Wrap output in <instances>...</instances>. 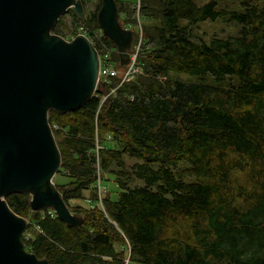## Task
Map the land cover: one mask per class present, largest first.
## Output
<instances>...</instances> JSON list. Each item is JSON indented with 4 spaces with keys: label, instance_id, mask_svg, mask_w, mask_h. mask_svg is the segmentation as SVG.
<instances>
[{
    "label": "trees",
    "instance_id": "obj_1",
    "mask_svg": "<svg viewBox=\"0 0 264 264\" xmlns=\"http://www.w3.org/2000/svg\"><path fill=\"white\" fill-rule=\"evenodd\" d=\"M82 1L86 8L90 0ZM116 1L125 28L137 32V15L144 20L140 74L100 84L76 112H50L55 138L64 135L54 182L84 223L69 228L51 210L31 211L30 195H9L11 209L29 221L26 249L50 264H264V7L255 5L264 0H241L244 11L228 15L240 37L209 44L192 28L227 17L215 0H141L140 13L136 0ZM99 8L85 21L68 11L71 35L62 22L54 33L68 40L88 29L100 56L119 69ZM172 73L200 82L172 81ZM125 157L137 161L130 171ZM181 163L188 167L179 174ZM106 173L117 176L119 192L100 200ZM133 179L140 184L131 187Z\"/></svg>",
    "mask_w": 264,
    "mask_h": 264
},
{
    "label": "water",
    "instance_id": "obj_2",
    "mask_svg": "<svg viewBox=\"0 0 264 264\" xmlns=\"http://www.w3.org/2000/svg\"><path fill=\"white\" fill-rule=\"evenodd\" d=\"M100 1L97 23L125 70L136 31L124 27L116 0ZM68 11L87 18L82 0H0V264H50L26 249L29 221L9 195H30L31 211L52 210L69 228L84 223L54 182L62 155L49 114L76 112L95 96L100 54L85 35L53 33Z\"/></svg>",
    "mask_w": 264,
    "mask_h": 264
},
{
    "label": "rangeland",
    "instance_id": "obj_3",
    "mask_svg": "<svg viewBox=\"0 0 264 264\" xmlns=\"http://www.w3.org/2000/svg\"><path fill=\"white\" fill-rule=\"evenodd\" d=\"M128 1L135 2V0H128ZM211 1L212 0H194V2L198 6H204ZM215 1L217 3L216 10L224 13L225 16H227V17L226 18H218L214 21L208 20V21L200 22L196 26H194L192 28V31H193V34H195V36L200 38V40H198L199 42H201V40H202L206 44H209L211 42V40L215 37L224 38V39H227V38L237 39L238 37H240V32H241V28H242L241 25L236 21L230 20L228 18V15H229V13H232V12L241 13L244 11L242 6H241V0H215ZM100 3H101L100 0H90V2H88V5L86 7L87 14L89 12H94ZM136 3H137L138 13H140L141 0H136ZM255 5H258L260 7H264V2L256 3ZM67 13L57 23V24H59L60 22H62L61 26H63V35L65 37L70 36L71 32L73 31V29L75 27V24H74L75 19H74L73 15L70 12L68 14ZM136 23H137L138 29H139V24L141 25V27H143L144 20L141 19L139 14L136 17ZM160 23H161V21H159V20H154L151 22V24H153V25L160 24ZM53 33H54V31H53ZM143 35H144V29H143ZM138 40H139V38H136V36H135V40L133 42V47L135 45L139 44ZM132 50H133V48H132ZM139 51H140V49H139ZM170 79L172 81L182 82V83H185L188 85L198 84L200 82V80L197 76L180 74V73H172L170 75ZM208 82H212V80L209 79ZM63 137H64V135L62 133L61 135L58 136V138H56L57 142L60 141ZM125 162L127 164L128 170L130 171V168L132 167V165L135 164L137 161L132 160L128 157H125ZM187 167H188L187 163H181L178 173L181 174ZM111 169L114 171H118V169L115 167H112ZM102 178H104L105 180L101 179L102 180V182L100 183L101 187L100 188H99V186L97 187L98 196H99L100 200H103V198H105L108 195H112L114 198H116L118 196V192H119L118 187L116 186L117 176L115 174H112V173H106L105 176H103ZM55 180L56 179H54V181ZM106 182H108V183H106ZM186 182L187 183H193V182H195V178L187 177ZM107 184H108V187H107ZM139 184H140V182L136 181L134 179L130 182L131 187L137 186ZM115 186L117 187V189H115ZM127 262H128V260L126 261V264H127ZM128 264H134V263L130 262Z\"/></svg>",
    "mask_w": 264,
    "mask_h": 264
},
{
    "label": "built area",
    "instance_id": "obj_4",
    "mask_svg": "<svg viewBox=\"0 0 264 264\" xmlns=\"http://www.w3.org/2000/svg\"><path fill=\"white\" fill-rule=\"evenodd\" d=\"M88 32H89L88 29H86L84 27H80L77 31V36L78 35H85L88 37V35H87ZM75 37L76 36L72 35L70 37V39H68V41L74 39ZM136 37L139 38V40H138L139 44L135 45L133 47V50H132L131 55H130V63L125 70L116 69L113 66V63L110 61L108 54H105L103 57L100 56V70H99L98 86L100 84H102L103 87L108 86L110 84V79L114 78V77H118V76H120L122 78L121 85H123L124 83H129V82L135 81L136 76L138 74H140V70L137 66V60H138L139 49H140L142 41H143V27H141L140 24H139V29L137 28ZM97 89H98V87H97ZM115 91L116 90L114 89V90H111V92H108L107 94H105L102 97L101 105ZM132 99H134V98H132ZM98 186H99V188L101 187L100 181L98 183ZM52 215H54V212L52 213Z\"/></svg>",
    "mask_w": 264,
    "mask_h": 264
}]
</instances>
